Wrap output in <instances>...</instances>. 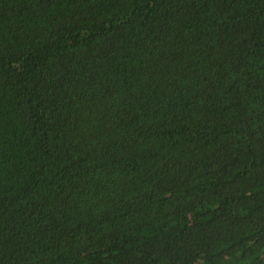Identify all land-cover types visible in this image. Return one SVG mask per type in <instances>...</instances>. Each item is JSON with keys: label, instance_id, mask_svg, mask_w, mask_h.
Here are the masks:
<instances>
[{"label": "trees", "instance_id": "trees-1", "mask_svg": "<svg viewBox=\"0 0 264 264\" xmlns=\"http://www.w3.org/2000/svg\"><path fill=\"white\" fill-rule=\"evenodd\" d=\"M0 264H264V0H0Z\"/></svg>", "mask_w": 264, "mask_h": 264}]
</instances>
